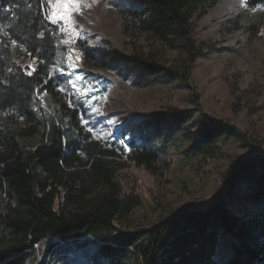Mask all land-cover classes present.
Instances as JSON below:
<instances>
[{
  "label": "trees",
  "instance_id": "16d2710c",
  "mask_svg": "<svg viewBox=\"0 0 264 264\" xmlns=\"http://www.w3.org/2000/svg\"><path fill=\"white\" fill-rule=\"evenodd\" d=\"M219 1L112 0L128 37L156 38L177 49L179 57L166 67L151 52L126 54L84 44V62L90 68H131L139 72L138 80L160 75L187 85L203 56L194 21ZM247 3L264 6V0ZM47 8V0H0V264H29L49 235L75 240L82 234L97 241L93 264H264V212L251 214L247 195L238 189L243 181L252 203L264 202V164L259 161L235 159L226 171V192L206 210H183L145 228L117 225L142 204L139 195L124 190L121 157L155 173L160 147L151 131L162 132L164 125L157 123L170 113L133 119L136 131L126 152L116 142L104 145L80 131L74 112L62 117L64 105L49 111L51 71L63 46L60 27L49 20ZM23 58L33 65H25ZM171 115L178 130L193 119L187 127L194 128V137L186 132L178 137L189 159L217 157L230 138L251 143L246 131L205 113L178 110ZM36 264L50 263L44 256Z\"/></svg>",
  "mask_w": 264,
  "mask_h": 264
},
{
  "label": "rangeland",
  "instance_id": "374dc122",
  "mask_svg": "<svg viewBox=\"0 0 264 264\" xmlns=\"http://www.w3.org/2000/svg\"><path fill=\"white\" fill-rule=\"evenodd\" d=\"M84 2L91 7L74 13V24L57 23L63 49L51 71L54 93L52 102L45 100L47 109L53 112L56 104L64 105L62 117L74 112L80 131L104 145L116 142L126 152L130 151L128 140L136 131L133 119L170 113L157 123L164 125L162 132L154 127L151 131L152 142L160 147L155 173L121 157L126 163L120 172L124 190L142 200L129 219L117 223L121 229L149 227L183 210H206L226 192V171L235 159L264 164V6L251 7L247 0V6L242 0H220L207 7L194 21V36L203 46V56L196 61L185 85L160 75L147 74V78L138 80L139 72L131 68L86 66L81 49L84 44L126 54L151 52L166 67L175 64L179 51L148 35L128 37L112 0ZM47 5L52 21L54 8L48 0ZM23 63L33 65L28 58H23ZM178 110L205 113L234 125L247 132L251 143L230 138L221 144L217 157L189 159L178 137L183 132L194 137V128L187 127L193 119L182 123L183 129H175L178 124L171 113ZM238 189L241 195H247L245 203L251 214L264 212V202L252 203L243 181ZM2 208L0 194V211ZM95 246L97 241H91L89 235L82 234L75 240L49 235L37 246L29 264H36L44 256L50 264H93ZM97 264L114 262L99 260Z\"/></svg>",
  "mask_w": 264,
  "mask_h": 264
},
{
  "label": "snow or ice",
  "instance_id": "6c2138e0",
  "mask_svg": "<svg viewBox=\"0 0 264 264\" xmlns=\"http://www.w3.org/2000/svg\"><path fill=\"white\" fill-rule=\"evenodd\" d=\"M93 2H98V0H93ZM245 2L246 0H242ZM48 3L53 5L54 11L51 13L50 18L53 23H59L63 21L68 25L74 24L73 14L82 13L83 8L91 7V4L85 3L84 0H48ZM31 75V73H28Z\"/></svg>",
  "mask_w": 264,
  "mask_h": 264
}]
</instances>
